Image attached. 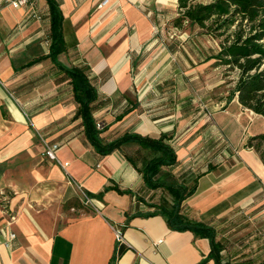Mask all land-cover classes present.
Segmentation results:
<instances>
[{"label":"crops","instance_id":"1","mask_svg":"<svg viewBox=\"0 0 264 264\" xmlns=\"http://www.w3.org/2000/svg\"><path fill=\"white\" fill-rule=\"evenodd\" d=\"M12 1L0 0V264H215L209 239L144 216L163 192L145 187L126 158L131 148L104 156L88 142L70 80L48 58L47 1L23 8ZM55 1L65 46L57 59L87 69L105 142L128 132L172 135L178 164L162 174H193L189 185L200 175L182 213L217 232L239 206L264 201V164L245 147L259 115L227 92L210 97L207 112L198 109L186 81L198 82L202 69L191 64L185 72L179 39L164 33L178 17V0ZM46 144L59 145L58 162L44 156ZM113 185L133 194L105 191ZM5 201L17 215L12 223Z\"/></svg>","mask_w":264,"mask_h":264},{"label":"trees","instance_id":"2","mask_svg":"<svg viewBox=\"0 0 264 264\" xmlns=\"http://www.w3.org/2000/svg\"><path fill=\"white\" fill-rule=\"evenodd\" d=\"M46 1L50 13L51 40L48 58L70 80L74 99L78 104L76 117L82 119L88 142L104 156L124 147L131 148L125 153L126 158L141 174L145 187L150 191L161 190L163 195L167 193L171 197V201L164 198L158 204H149V208H154V211L144 216L161 215L171 230L190 231L196 237L209 239L211 252L207 259L214 260L215 264H230L224 258V247L217 240L216 229L205 222L190 220L182 213L183 203L194 194L200 175H194V184L189 185L193 181V174L180 177L168 172L162 174L164 168L178 164L176 150L171 144L172 135L161 134L154 138L128 132L111 142L103 140L101 134L105 129L97 128L94 117L99 94L88 77L87 69H69L59 63L57 57L65 50L62 35L63 14L55 0ZM177 10L178 17L173 22L174 27L179 29L189 23L206 34L221 39L220 50L212 59L216 61V66H225L229 71L238 72V81L230 97L237 96L244 108L264 118V0H178ZM39 60L42 59H36L28 66ZM131 110L132 108H127L119 120ZM245 147L253 148L264 164V132L249 137ZM137 162H142L141 167ZM106 190L133 194L117 185L109 186ZM69 207H74V201ZM124 250L120 245L114 260Z\"/></svg>","mask_w":264,"mask_h":264},{"label":"rangeland","instance_id":"3","mask_svg":"<svg viewBox=\"0 0 264 264\" xmlns=\"http://www.w3.org/2000/svg\"><path fill=\"white\" fill-rule=\"evenodd\" d=\"M164 33L171 36L172 39H179V60L185 72L191 64L202 69L201 79L198 82L197 80L195 83L186 81V83L193 84V89L191 88L190 92L199 110L203 109L207 112V101L210 100V97L218 99L221 97V93L227 92L228 97L233 94L238 81V72L229 71L225 66H216V61L212 59L220 50L221 39L214 38L196 25L189 23H185L182 28L175 29L173 22H170L165 27ZM220 81L221 84L218 86H212ZM251 127L257 134L263 133L264 118L258 116ZM218 144L223 149L227 146L224 137L219 138ZM164 198L171 201V197L167 193L158 194L156 201L160 203ZM82 205L87 206L85 202ZM75 211L83 212L79 209ZM232 215H235V218L227 223L224 224V221H221L217 224L219 226L218 241L224 247L225 260L232 264H259L264 259V201H249L245 206H239ZM227 218L229 217L227 216ZM222 224L224 225L222 226Z\"/></svg>","mask_w":264,"mask_h":264},{"label":"built area","instance_id":"4","mask_svg":"<svg viewBox=\"0 0 264 264\" xmlns=\"http://www.w3.org/2000/svg\"><path fill=\"white\" fill-rule=\"evenodd\" d=\"M111 1L112 0H103L102 5L105 6V5L109 4ZM11 4L14 8H23L29 4V0H14L11 2ZM97 128L101 130L103 128L102 124L97 123ZM58 150H59L58 144H46L44 156L51 161H57L58 162V157H57V151ZM64 166H66V165H64ZM84 202L86 205H88L90 203L89 198L85 197ZM3 210H4V213L7 215V217L9 218L10 223H12L16 220L17 215L14 212V210H12L10 208V206L7 204V201L3 202ZM15 238H16V235L12 234L10 237V240H14ZM6 245H7V247H10V242L6 243Z\"/></svg>","mask_w":264,"mask_h":264}]
</instances>
